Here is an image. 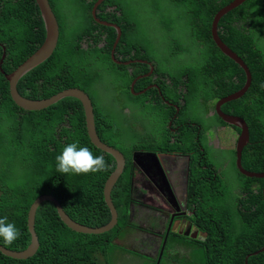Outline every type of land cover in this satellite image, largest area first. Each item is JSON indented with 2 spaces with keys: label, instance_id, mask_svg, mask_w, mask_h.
I'll list each match as a JSON object with an SVG mask.
<instances>
[{
  "label": "trees",
  "instance_id": "16d2710c",
  "mask_svg": "<svg viewBox=\"0 0 264 264\" xmlns=\"http://www.w3.org/2000/svg\"><path fill=\"white\" fill-rule=\"evenodd\" d=\"M73 1L78 11L71 19L64 13L59 14L56 0H51L61 24L59 47L47 62L24 77L18 88L23 96L32 100L51 98L70 88H80L92 94L98 136L105 144L123 152L126 159L125 171L112 193L119 222L112 231L104 234L78 233L64 223L54 202L44 201L36 214L35 230L40 241L37 253L26 260H18L0 251V264H116L115 241L123 238L132 228L129 207L133 201L132 163L135 154L183 149L171 143L172 128L168 125L171 115H157L154 104H144V97L130 95L131 106L139 111L132 112L137 116L127 120V130L106 114L95 94L96 88L101 91L111 89V104L123 115L128 103L118 98L116 88H121L120 93L128 92L134 78L128 69L148 67L114 63L111 54L118 31L95 21L93 9L99 0ZM231 1L105 0L98 10L102 21L121 27V42L115 52L116 59L121 62L141 59L145 53L149 61L155 62L151 55L150 40L142 34L135 35L144 20L139 6L153 9L155 15L162 16V22L169 30L177 24L174 23L175 19H168L163 14V2L171 7L172 13L178 15L177 20L184 21L190 39L201 51V63L178 67L175 70L179 72L174 74L158 66V74L167 76V80L162 83V91L167 98L178 103L183 94L175 95L168 87L170 82L187 88L183 94L186 103L178 116V121L184 123V130L195 132L197 129L183 119L189 102L193 101L196 107H202L207 114L211 108H215L219 98L242 89L247 83L246 71L224 57L212 37L215 14ZM109 7L115 9L108 10ZM218 33L223 43L246 62L253 75L245 95L225 102L221 109L246 119L251 142L244 150L243 166L249 171L264 173V0H248L225 15L218 25ZM43 42L44 22L35 0H0V43L8 51L4 63L6 73L23 63ZM132 42L135 45L126 47L125 51L124 44ZM133 53H138V56L130 57ZM175 53L176 56L181 54L179 50ZM2 54L3 48L0 47V59ZM146 84L147 81L140 83L141 86ZM159 108L171 114L176 112V108L161 98ZM214 114L219 123L231 125L220 119L215 110ZM86 117L83 102L78 98H66L41 110L21 109L10 96L9 83L0 72V214L15 223L21 233L12 244H6L0 238V243L8 249L23 251L30 245L28 212L36 197L42 194L55 195L65 210L85 226L99 228L110 222L112 214L103 192L116 164L111 155L91 143ZM236 132L240 135L241 129L236 127ZM145 136L148 139L146 142L143 140ZM75 141H79L80 146L89 147L94 155H103L106 169L87 174L58 172L56 157L65 145ZM203 142L208 153L206 136ZM206 155L208 160L205 164L211 167L208 171L214 169L218 172L217 158L215 160ZM235 167L237 181H222L221 176H217L220 181L218 184L207 185L209 199H200L196 220L208 232L207 241L204 244L197 241L186 244L190 251V257H187L173 252L175 241L179 242V246L182 241L169 233L160 262L162 243L156 255L150 258L152 264H167L170 256L175 257L176 264H246L250 254L264 248V179L250 178L240 173L237 151ZM189 181L190 187L194 189L196 183L191 175ZM216 192H225L227 197L212 199L211 194ZM138 256L142 255L138 253ZM133 264L142 263L135 260ZM249 264L264 262L260 256H253Z\"/></svg>",
  "mask_w": 264,
  "mask_h": 264
},
{
  "label": "flooded vegetation",
  "instance_id": "af4514ba",
  "mask_svg": "<svg viewBox=\"0 0 264 264\" xmlns=\"http://www.w3.org/2000/svg\"><path fill=\"white\" fill-rule=\"evenodd\" d=\"M133 45H135L133 42L131 44H125L124 50L126 51V47L131 48ZM141 51H139L140 54ZM137 56L138 53H133L130 57ZM128 71L131 76L137 72L133 68H129ZM145 73L139 74L138 76H143ZM156 73L157 69L153 74L154 76L148 77V79H152V82L149 84H162L167 80V76H161ZM168 87L175 92V95L181 94L182 92L184 94L187 91L184 85H179L174 82H170ZM145 88L135 86L134 91H132L130 85L128 92L123 91L122 93H120V87L116 88L118 98L128 103V107L124 110H128L129 112L139 111L138 108L131 106L130 95L143 97L148 94V97L144 100V104L146 106L154 104L153 107L157 115L162 117H170L171 115V118H168V125L172 128L171 143L180 145L183 149L161 152L169 153V155L175 153L176 156L164 155L165 157H161V160L156 158L157 161L155 157L153 158L148 154H143L145 152H139L142 155L138 154L134 156L132 166L135 173L132 182L134 183L135 189V206L133 208L135 211L130 215L131 227L133 230L140 232L138 240L146 244V250L150 252H153L152 248H157L158 250L161 243L165 248L168 243V232L175 234L182 241L180 246L178 244L179 242L175 241V253H182L190 257V251L186 248V244H192L196 241L204 244L208 238V232L204 227L199 226L196 220V216L199 214L198 205L200 199H209L207 196V185L218 184L220 181L216 178L217 176H221L220 180L222 181L228 180L225 179V175L220 171L216 172L214 169L208 171V168L211 167H208L205 162L208 160L206 154L209 155V153L206 152L203 142V137L206 136V132H203V126L196 122L192 112L189 115L186 111L183 119H186L187 123L192 124L197 129L195 132L191 129H182L184 123L178 121V116L181 108L186 103L183 94L179 98V102L176 103L166 97L164 90L160 93L161 97H159L160 91H158L159 89L156 86L148 89V93H140ZM159 98L169 100L172 103L170 106L174 108H176L175 105H179L178 109H175L176 112L171 114V112L161 111L159 108ZM196 110L201 111L203 108L196 107ZM206 115H209V113L205 114L204 117ZM213 144L214 142L208 138L207 146L209 148L211 146L216 147ZM134 161L137 162L135 166ZM138 173L139 177H137ZM190 175L196 183L194 189L189 187ZM138 215L140 227L133 225L134 220L138 219ZM142 233H145V235ZM150 252H145L144 256L147 258L153 257ZM154 253L156 254L157 251L155 250ZM167 259V264H176L174 256H170Z\"/></svg>",
  "mask_w": 264,
  "mask_h": 264
},
{
  "label": "water",
  "instance_id": "95a60500",
  "mask_svg": "<svg viewBox=\"0 0 264 264\" xmlns=\"http://www.w3.org/2000/svg\"><path fill=\"white\" fill-rule=\"evenodd\" d=\"M247 1L248 0H233L227 6L223 7L221 10L218 11L212 23V37H213L214 43L216 44L218 49L221 51L222 55L224 57L232 59L233 61L241 65L242 68L246 71L247 76H248L247 83L242 89L234 93L228 94L227 96H224L217 101L216 106H215V111L219 118L223 119L225 122L232 124L242 130L241 135L238 140V146H237V166H238L239 171L243 175L250 177V178H264V173L251 172L245 169L243 166V153H244L245 148L251 142V132H250V127L248 125V122L242 116L225 113L221 109L222 104H224L225 102L233 101L245 95V93L249 90L252 80H253L252 73L248 65L245 63V61L241 57L237 56L233 51H231L227 46L223 44L222 39L220 38L219 33H218V24L220 20L225 15H227L229 12L242 6ZM36 2L39 6V9H40L42 18L45 22V25H47V28L49 30L48 40H47V43L44 44V47L36 55H34L33 58L29 62H27L23 67L19 68L15 73L5 74V72L1 69V72L5 74L6 79L10 83L11 96L12 98H14L16 103L25 110H40L45 107H49L55 103H59L65 98H69V97L79 98L83 102L85 110H86L87 126H88V132H89L91 143L99 150L104 151L105 153L111 155L114 158L116 167H115V170L110 175V177L108 178V180L106 181L105 186H104L105 203L108 206L112 214L111 220L107 225L103 227H99V228L85 226L84 224L77 222V220L74 219L65 210L62 202L56 196L42 195L40 197H37L34 200L28 212L27 226H28V230L31 236V243L27 247V249L23 251H14V250H10L4 247L0 243V251L4 255L14 258V259H18V260H21V259L26 260L30 257H33L39 250L40 241H39L38 235L35 230L36 214H37V210L39 206L44 201L54 202L58 208V211L62 219L64 220V223L70 229L78 233L100 235V234H104V233H107L113 230L118 225L119 213L112 200V191H113L114 186L116 185V183L122 176L125 170V166H126V159H125L124 154L120 150L102 142V140L98 136L97 130H96L93 99L84 90L79 89V88L67 89L51 97L48 100H41V101H31L30 99H27L20 94L18 90V84L20 80L23 78V76L26 73L32 70L33 67H35L36 65H38L45 59H49L55 53L59 45V40H60V24L52 8L50 0H36ZM103 2L104 0H99L96 3L94 10H93V14L95 17L97 16L98 9ZM99 24L104 25L106 27L114 28L118 31L116 43L114 45V49H116L120 42L121 36H122V31L120 27L116 24L105 22V21H99ZM112 58L114 62L119 65H122V64L129 65L130 63L133 62V61L121 62V61L116 60L114 57V51L112 54ZM132 90H133V86H132ZM167 103H169V101H167ZM175 106L178 109V106L177 105ZM143 154H148L150 156H153L155 157V159L156 158L160 159V156H161V154H156V153H143ZM166 156H170V155H166ZM173 156H176V155H173ZM262 253H264V248L260 250L259 252L254 253L253 255L258 256ZM253 255H250L247 258L246 264H249V260Z\"/></svg>",
  "mask_w": 264,
  "mask_h": 264
},
{
  "label": "rangeland",
  "instance_id": "374dc122",
  "mask_svg": "<svg viewBox=\"0 0 264 264\" xmlns=\"http://www.w3.org/2000/svg\"><path fill=\"white\" fill-rule=\"evenodd\" d=\"M58 4V13L66 14L68 17L73 19L78 9L73 0H56ZM163 14L168 16V19L173 18L177 25L172 27L170 32L168 31L167 25L162 22V16H157L153 13V9L148 7L139 6L140 15L143 17V23L139 28L140 34L147 37L151 42V55L155 59V63L161 65L167 72L171 71L172 74L178 67H190L195 64H200L201 51L195 45L194 40L190 39L188 30L184 25V21L177 20L178 15L172 13L171 7H168L164 2L162 3ZM115 24V23H113ZM117 25V24H116ZM179 50L180 55L176 56L175 51ZM95 94L100 105L105 109L106 114L118 122L119 125L125 130L127 120L137 116L133 115L132 112L124 110V114L118 113L115 106L111 104L112 101V90L101 91L96 88ZM193 102V101H192ZM189 102L187 113L192 114L195 117L197 123L203 126V132H206V137L211 139L216 147H208V153L211 157L217 158L216 168L225 175V179L229 182L238 180V172L235 169V152L238 146V134L236 130L231 126H221L217 117L214 114V109L211 108L209 115L204 117V109L201 111L196 110L195 103ZM144 142L148 139L145 136ZM220 146V147H217ZM215 158V160H216ZM135 173V172H134ZM139 177V173L138 176ZM135 177V178H137ZM138 183V182H137ZM231 194V193H230ZM212 199H223L227 197L225 192H216L211 194ZM229 203H233L230 202ZM139 215L138 219L134 220L133 225L140 227ZM123 238L115 241L117 252L115 253L114 260L116 264H133L135 259L141 261L142 264H152V260L145 256H138V253L150 252L146 250V244L138 240L140 234L137 230H130ZM145 235V233H142ZM129 250L125 251L124 249ZM157 248H152L153 252H150L153 256L156 255L154 252ZM138 252V253H135ZM264 254V253H263ZM260 256V260L264 262V255ZM145 257V258H144ZM160 261V259H159ZM192 264V263H182Z\"/></svg>",
  "mask_w": 264,
  "mask_h": 264
},
{
  "label": "clouds",
  "instance_id": "9594fccd",
  "mask_svg": "<svg viewBox=\"0 0 264 264\" xmlns=\"http://www.w3.org/2000/svg\"><path fill=\"white\" fill-rule=\"evenodd\" d=\"M105 1V0H104ZM232 2V1H231ZM230 2V3H231ZM35 3H37L36 2V0H35ZM50 3H51V5H52V8H53V10H54V12H55V14H56V16H57V18H58V21H59V24H60V20H59V17H58V14H57V11L55 10V8L53 7V4H52V2H51V0H50ZM246 3V2H245ZM229 4V3H228ZM227 4V5H228ZM227 5H225V6H227ZM225 6H223V7H225ZM37 7H38V9H39V6H38V4H37ZM222 7V8H223ZM100 8V7H99ZM221 8V9H222ZM239 8V7H238ZM115 9V7H109L108 8V10H114ZM221 9H219V10H221ZM94 10V9H93ZM99 10V9H98ZM218 10V11H219ZM236 10V9H235ZM39 11H40V9H39ZM218 11H217V13H218ZM234 11V10H233ZM232 12V11H231ZM216 13V14H217ZM230 13V12H229ZM228 13V14H229ZM216 14H215V16H216ZM40 15H41V12H40ZM214 16V17H215ZM93 17H94V19H95V21L97 22V23H99V21H102L100 18H99V16H98V12H97V16L95 17L94 16V14H93ZM41 18H42V15H41ZM42 20H43V18H42ZM214 20V19H213ZM221 21V20H220ZM43 22H44V20H43ZM106 22V21H105ZM110 23V22H109ZM213 23V22H212ZM220 23V22H219ZM219 25V24H218ZM120 29H121V27H120ZM168 31L170 32V30L168 29ZM135 35H137V36H140V32H138V33H135ZM48 36H49V30H48V28H47V25H45V22H44V42L43 43H41L38 47H37V49L23 62V63H20L12 72H9V73H6L4 70V63H5V61H6V59H7V56H8V51H7V47L4 45H2L1 43H0V47H2L3 48V54H2V57H1V59H0V72H1V69L5 72V74H11V73H15L19 68H21V67H23L27 62H29L32 58H33V56L34 55H36L43 47H44V44L45 43H47V40H48ZM122 37V36H121ZM60 38H61V24H60ZM116 39H117V37H116ZM120 42H121V39H120ZM120 42H119V44H120ZM222 42H223V40H222ZM115 43H116V40H115ZM59 44H60V40H59ZM118 44V45H119ZM224 44V43H223ZM115 45V44H114ZM225 45V44H224ZM124 46H125V44H124ZM225 46H227V45H225ZM58 47H59V45H58ZM58 47H57V49H58ZM118 47V46H117ZM228 47V46H227ZM218 48V47H217ZM229 48V47H228ZM56 49V50H57ZM117 49V48H116ZM116 49H114V46H113V50H112V54H113V51H114V57H115V52H116ZM230 49V48H229ZM231 50V49H230ZM232 51V50H231ZM56 52V51H55ZM142 52H143V48H142V51H141V54H142ZM221 52V51H220ZM112 54H111V57H112ZM54 55V54H53ZM52 55V56H53ZM51 56V57H52ZM50 57V58H51ZM49 58V59H50ZM49 59H45L44 61H42L41 63H39L38 65H36L35 67H33L32 68V70H30L28 73H26L24 76H23V78L24 77H26V76H28L30 73H32V71H34L35 69H37L38 67H40L42 64H44L45 62H47ZM115 59H116V57H115ZM229 59V58H228ZM112 60H113V58H112ZM117 60V59H116ZM232 60V59H231ZM118 61H120V60H118ZM130 61H133L132 63H130L128 66H130V65H132V64H140L141 66H144V67H148V69H137V72H135L134 73V78H133V81H132V83L130 84L131 85V90H132V86H133V90L132 91H134V88H135V86H139V87H147V88H145L144 90H142V92H140V93H146L147 91H148V89H151L152 87H154V86H156L157 87V89H159L158 91H160L159 92V97H161V94L160 93H162V84L160 83V84H149V83H151L152 82V79H148V77H150V76H152L154 73H155V70L157 69V73L156 74H158V65L155 63V62H151V61H149L147 58H146V53L142 56V58L141 59H138V58H135V59H133V60H128V62H130ZM113 62H114V60H113ZM235 62V61H234ZM115 63V62H114ZM236 63V62H235ZM246 63V62H245ZM117 64V63H116ZM238 64V63H237ZM119 65V64H118ZM122 65H124V64H122ZM239 65V64H238ZM241 66V65H240ZM242 67V66H241ZM249 67V66H248ZM244 70V69H243ZM245 71V70H244ZM251 71V70H250ZM146 72V73H145ZM2 73V72H1ZM143 73H145V75H143V76H138L139 74H143ZM252 73V72H251ZM3 74V73H2ZM5 74H3L4 75V77H5ZM154 76V75H153ZM22 78V79H23ZM144 78H147V79H144ZM5 79H6V77H5ZM21 79V80H22ZM252 79H253V75H252ZM20 80V81H21ZM247 80H248V76H247ZM6 81L8 82V80L6 79ZM143 81H147V84L146 85H144V86H141L140 85V83L141 82H143ZM253 81V80H252ZM9 83V82H8ZM20 83V82H19ZM164 83V82H163ZM150 85V86H149ZM18 86H19V84H18ZM71 89V88H70ZM80 89V88H79ZM18 90H19V88H18ZM67 90V89H66ZM65 91V90H64ZM9 92H10V83H9ZM20 92V91H19ZM86 92V91H85ZM87 94H89L88 92H86ZM148 93V92H147ZM21 94V93H20ZM59 94V93H58ZM22 95V94H21ZM90 96H91V98L93 99V96H92V94H89ZM10 96H11V93H10ZM23 96V95H22ZM55 96V95H54ZM147 96H148V94H146V95H144L143 97H144V99H146L147 98ZM12 97V96H11ZM25 97V96H24ZM53 97V96H52ZM25 98H27V97H25ZM69 98H73V97H69ZM12 99H14V98H12ZM27 99H29V98H27ZM48 99H50V98H47V99H42V100H48ZM66 99V98H65ZM79 99V98H78ZM220 99V98H219ZM218 99V100H219ZM31 101H41V100H32V99H30ZM165 100V103L166 104H168V105H170V104H172L169 100H166V99H164ZM217 100V101H218ZM15 101V100H14ZM167 101H169V103H167ZM217 101L215 102V106H216V103H217ZM16 102V101H15ZM17 104V103H16ZM93 104H94V102H93ZM18 105V104H17ZM84 105V104H83ZM19 106V105H18ZM177 106H179V105H177ZM20 107V106H19ZM93 107H94V105H93ZM176 107V106H175ZM21 108V107H20ZM45 108H48V107H45ZM21 109H23V108H21ZM44 109V108H43ZM23 110H25V109H23ZM41 110V109H40ZM214 110H215V108H214ZM25 111H27V110H25ZM28 111H32V110H28ZM85 112H86V110H85ZM216 112V111H215ZM236 115V114H235ZM221 119V118H220ZM225 122V121H224ZM221 125H223V124H221ZM227 126H231V127H233L235 130H236V126H234V125H227ZM238 128V127H237ZM241 132H242V130H241ZM240 135H241V133H240ZM240 135H238V140H239V137H240ZM207 140H208V138H207ZM237 151V150H236ZM145 153H156L157 154V152H145ZM138 154H141V153H137V154H135V155H138ZM158 154H161V156H160V160H161V157H163L164 155H169V153H158ZM142 155V154H141ZM173 155H176L175 153L174 154H171L170 156H173ZM153 157V156H152ZM165 157V156H164ZM175 157V156H174ZM154 158V157H153ZM56 161H57V171L58 172H60V173H64V174H68V173H74V174H87V173H94V172H100V171H103V170H105L106 169V167H107V163H106V161H105V158H104V156L103 155H94L93 154V152L91 151V149L89 148V147H87V146H80V144H79V141H75V142H72V143H68L67 145H65L64 146V148L62 149V152L56 157ZM135 165H137V162H135L134 161V166ZM245 168V167H244ZM246 169V168H245ZM125 171V170H124ZM219 171V170H218ZM249 171V170H248ZM252 172V171H251ZM124 173V172H123ZM241 173V172H240ZM255 173H258V172H255ZM123 175V174H122ZM258 179V178H257ZM259 179H264V178H259ZM117 184V183H116ZM189 187H190V181H189ZM114 188H115V186H114ZM113 188V189H114ZM193 189V188H192ZM236 191H237V193H239V194H241L237 189H236ZM112 193H113V191H112ZM103 194H104V192H103ZM134 194H135V189H134V183L132 182V199H133V201L131 202V204H130V207L129 208H131V210H129V216L135 211L133 208H134V206H135V204H134V199H135V196H134ZM42 195H52V194H42ZM42 195H40V196H42ZM39 196V197H40ZM55 196V195H54ZM37 198V197H36ZM105 199V198H104ZM75 219V218H74ZM131 230H133L132 228H131ZM112 231V230H111ZM128 233H130V232H128ZM20 231H19V229L16 227V225H15V223H13V222H9V219L6 217V216H4V215H2V214H0V238H3V240H4V242L6 243V244H12L19 236H20ZM167 235H169V233L167 232ZM39 238V237H38ZM3 245V244H2ZM4 246V245H3ZM4 247H6V246H4ZM7 248V247H6ZM40 248V247H39ZM11 250V249H10ZM163 250H164V246H163V248L161 249V254H160V260H161V257H162V253H163ZM262 250V249H261ZM173 252H175V251H173ZM257 252H259V251H257ZM256 253V252H255ZM141 254V253H140ZM180 254H182V253H180ZM254 253H252V254H250V255H253ZM142 256H144V253L143 254H141ZM249 255V256H250ZM115 256V255H114ZM248 256V257H249ZM253 256H256V255H253ZM252 256V257H253ZM247 257V258H248ZM251 257V258H252ZM139 258V257H138ZM138 258L137 259H135V260H138ZM250 258V259H251ZM160 262V261H159ZM158 262V263H159Z\"/></svg>",
  "mask_w": 264,
  "mask_h": 264
}]
</instances>
